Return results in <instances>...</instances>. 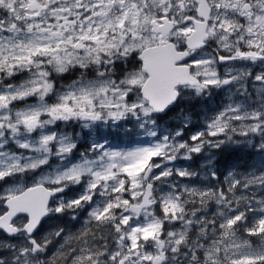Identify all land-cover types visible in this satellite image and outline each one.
Segmentation results:
<instances>
[{
	"label": "snow or ice",
	"instance_id": "6c2138e0",
	"mask_svg": "<svg viewBox=\"0 0 264 264\" xmlns=\"http://www.w3.org/2000/svg\"><path fill=\"white\" fill-rule=\"evenodd\" d=\"M0 264H264V0H0Z\"/></svg>",
	"mask_w": 264,
	"mask_h": 264
},
{
	"label": "trees",
	"instance_id": "16d2710c",
	"mask_svg": "<svg viewBox=\"0 0 264 264\" xmlns=\"http://www.w3.org/2000/svg\"><path fill=\"white\" fill-rule=\"evenodd\" d=\"M219 103V102H218ZM218 103H216V104H218ZM212 104H213V102H212ZM193 119L194 120H196L197 118L196 117H193ZM196 129L195 128H189V130H188V132H187V134H186V137L185 138H187V135H190L193 131H195ZM119 140L122 142V143H124L125 141H124V138H123V136L121 135V137L119 138ZM198 161H199V159L197 158L196 160H195V162L192 164V167L193 168H196L197 166H198ZM221 179H223V176H221L220 177ZM253 243H258V241L255 239V238H253Z\"/></svg>",
	"mask_w": 264,
	"mask_h": 264
},
{
	"label": "rangeland",
	"instance_id": "374dc122",
	"mask_svg": "<svg viewBox=\"0 0 264 264\" xmlns=\"http://www.w3.org/2000/svg\"><path fill=\"white\" fill-rule=\"evenodd\" d=\"M214 106H215V104H214Z\"/></svg>",
	"mask_w": 264,
	"mask_h": 264
}]
</instances>
